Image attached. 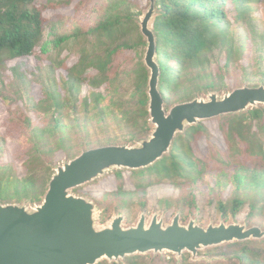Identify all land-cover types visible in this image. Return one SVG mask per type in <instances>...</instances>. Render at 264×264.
Wrapping results in <instances>:
<instances>
[{"label": "trees", "instance_id": "16d2710c", "mask_svg": "<svg viewBox=\"0 0 264 264\" xmlns=\"http://www.w3.org/2000/svg\"><path fill=\"white\" fill-rule=\"evenodd\" d=\"M74 1L0 0V79L8 74L5 83L0 81V105L14 95L23 102L0 121V204H40L61 160L93 148L135 144L153 130L146 41L139 26L149 4L79 0L75 8L98 3L87 27L69 24L59 14ZM258 5L264 6V0H156L152 29L166 110L211 91L264 85ZM50 10L56 13L48 17ZM240 28L242 40L237 39ZM125 54L129 57L120 59ZM71 55L76 60L67 64ZM47 69L52 71L48 85L40 81ZM18 82L28 84L25 92ZM36 82L42 83L37 92ZM214 122L215 130L204 123L188 128L169 155L148 169L131 171L133 189H125L126 178L119 172L117 188L104 191L100 200V223H108L117 210L130 215L137 206L146 208L148 190L168 186L176 194L158 203L181 210L184 218L199 211L202 199L225 222L247 211L246 221L264 229V107ZM11 140L16 141L13 150L7 146ZM206 256L232 259L192 262L186 254L164 264H264V240L214 248ZM99 264L157 263L147 255Z\"/></svg>", "mask_w": 264, "mask_h": 264}, {"label": "water", "instance_id": "95a60500", "mask_svg": "<svg viewBox=\"0 0 264 264\" xmlns=\"http://www.w3.org/2000/svg\"><path fill=\"white\" fill-rule=\"evenodd\" d=\"M156 0L139 21L146 40L144 65L149 71L148 111L154 127L135 145H110L90 149L56 167L48 191L39 205L0 204V264H99L120 263L134 256L170 253L181 261L185 253L193 262H213L200 257L210 248L263 241L264 229L239 222L201 226L191 219L182 223L178 213L165 225L155 214L149 222L143 213L138 223L124 227L126 217L116 215L98 227L100 207L72 191L92 184L115 170H145L169 155L176 138L203 121L239 115L264 107V85L237 88L224 95L211 91L166 110L160 92L161 69L157 39L151 24L157 15Z\"/></svg>", "mask_w": 264, "mask_h": 264}, {"label": "rangeland", "instance_id": "374dc122", "mask_svg": "<svg viewBox=\"0 0 264 264\" xmlns=\"http://www.w3.org/2000/svg\"><path fill=\"white\" fill-rule=\"evenodd\" d=\"M78 2H79V0H75L74 3H73V6L71 8L61 11L59 14H63L65 17H67L68 18L67 22L69 24H71L72 22H77V23H80V24H82L84 26L90 27V25L92 24V21H93V19L95 17L94 10L97 8V4L98 3L95 2V1L86 2V3L83 2L82 5H80L77 8H75V5ZM140 4H141L142 7H145L146 4H149L147 9L144 10V14H145L150 8V0H141ZM55 13L56 12L50 10V11H47L45 13V15L48 16V17H51V16L55 15ZM255 15L258 18H260V20L262 21V27L264 29V6L258 5V10L255 13ZM143 16L140 18V20L143 18ZM151 28H152V24H151ZM243 35H244V30L240 28L238 30L237 39L238 40H242L243 39L242 38ZM145 53H146V47L143 50V61H144ZM255 53H256L255 56H259L258 52H255ZM65 56H68V53H65ZM128 57H129V55L125 54V55L120 56V59H125V58H128ZM75 60H76V56L75 55H71V57L67 61V64H72V63L75 62ZM30 61L33 62L34 59L30 58ZM13 65H14V63L11 64L10 67L13 66ZM251 72H252V74H254V73L256 74V78H259V73H257L258 69L253 68L251 70ZM7 76H8V74H5L0 79V81H2V79H3V82L5 83V81L7 79ZM51 76H52V71L47 69L45 71V73L43 74L41 80L40 79L39 80L43 84L48 85V82H49V79L51 78ZM2 83H0V86L2 85ZM41 84H40V82L39 83L36 82V84L34 86L35 92H37L42 87ZM27 86H28V84L22 85L20 82H18L17 88H21V90L23 92H25V90L27 89ZM242 87H245V86H241V87H238V88H242ZM235 89H237V88H235ZM235 89H230L229 91H225V92H219V91L218 92H219V94L224 95L226 93L232 92ZM206 96H207V94H203V95L198 96V97H206ZM16 97H17V95L11 96V97H9V100L4 105H0V111L2 112V113H0V121L5 120L4 118L6 116H8V115H9L8 117L11 116V113H9L10 109H13V108L15 109L16 107H21L23 105V102L18 100V99H16ZM222 118H224V117L216 118V119H213V120H210V121H203L201 123L208 124V126L212 130H215L216 122H214V121H217V120L222 119ZM152 128L154 129L153 126H152ZM218 138L220 140H222V137H218ZM136 143L137 142H135V144ZM135 144H124V145L133 146ZM7 146L9 147L10 150L15 149L16 148V141L15 140L9 141ZM70 160L71 159H68V160L67 159H63V160H61V162L59 164L56 165V167L63 166L66 162H69ZM56 167H55V169H56ZM119 172L124 173V176L126 178V187H125V189H133V184H132V182L130 180V172L131 171L130 170H121V171L115 170L113 172L107 173V175L104 178H102L100 180H97V181L93 182L92 184H89L87 186H84L82 188H79L77 190L72 191V194L77 195V196H81V197H84V198L91 199L92 201H94L100 207V212H99L98 217H97L98 218V223H97L98 227L106 226L107 224H109L111 222V220L116 215H118L120 213H123L125 215V217H126V221L124 222V227H131V226L136 225L143 213L146 214L147 219H148L149 222L152 220V218H153V216L155 214H159L160 218H163L165 225L171 224L173 219L175 218V216L178 213H181L182 223L184 225H187L191 219L197 220L198 223L201 226H203V227H207V226H209L212 223L215 224V225H218L222 221L225 222V220L222 217L217 216L215 214L214 207H205L204 204H203V200L202 199H200V201H199V205H200L199 211L196 214H190L187 218L183 217L181 210H176V211L175 210H167V209H164V208L160 207V205L158 203L159 200L171 197L174 194H176L175 190L171 189L168 186L167 187L164 186V187H154V188H150L148 190V205H147L146 208H143L142 206H137V207L134 208V211L132 213H130V215L127 212L123 211V210L114 211L112 219L106 224H101L100 223V218H101V214H102V212L104 210V206H103V204H101L100 200L102 198V195H103L104 191H107V190L110 191V190H113V189L117 188L116 175ZM21 173L24 174L25 170L22 169ZM80 190H83V191L80 192ZM133 202L134 203H138L139 202L138 197L135 196L133 198ZM37 205H39V204H37ZM28 206L34 207L35 205H28ZM246 213H247V211H245V214ZM245 214H243L240 217H238L235 221H229V222H226V223L227 224H232V223L239 222L241 224H246L247 223V224H249L251 226V224L246 221ZM227 245H229V244H227ZM224 246H226V245H224ZM224 246H221V247H224ZM217 248H219V247H217ZM212 249H214V248H210V249H207L205 251L200 252V254H199L200 257H207V258H210V259H214L213 262H205V263H215V262H219V261L227 263V262H229L232 259V256H227V257L226 256L225 257L206 256V253L209 250H212ZM186 254H188V253H185L184 256ZM188 255L191 256L190 254H188ZM145 256H147V255H145ZM148 258H149L150 263L154 262V263H157V264H164L166 260L168 261L170 259L174 260L175 262H179V261H177L175 259V256L173 254H170V253H165L163 255L159 254L157 256H155L153 253H150V254H148ZM202 262H204V261H202Z\"/></svg>", "mask_w": 264, "mask_h": 264}]
</instances>
